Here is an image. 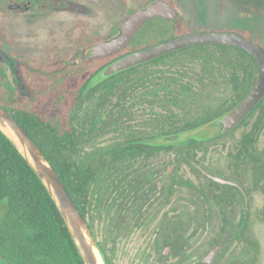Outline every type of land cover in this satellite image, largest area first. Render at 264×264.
Wrapping results in <instances>:
<instances>
[{
	"label": "trees",
	"instance_id": "1",
	"mask_svg": "<svg viewBox=\"0 0 264 264\" xmlns=\"http://www.w3.org/2000/svg\"><path fill=\"white\" fill-rule=\"evenodd\" d=\"M155 30L180 31L181 22L163 19L146 22L132 42L120 54L105 59V63L111 58L116 59L120 55L153 45L149 37L153 36ZM116 32L118 27L111 36ZM156 63L158 69L150 70L149 64H145L112 76L86 95L88 103L97 89L102 90L96 101L106 118L99 127L89 119L84 122L81 120L78 126L71 129L67 128L65 122L61 127L47 128L42 125L39 129L36 126L39 123L32 117L28 116L31 120L17 117L20 127L59 177L93 236V226L96 225L98 229V224L94 223H105L102 231L107 230L106 236L113 235L114 210L120 197V183L124 186L123 201L132 200L133 194L145 195L142 187L148 184L149 177L141 175L135 164L147 161L159 151L173 152L177 156L174 161L177 168L179 165H187L194 172L197 171L193 164L197 151L202 148L205 151L207 148L202 143L166 148L128 144L189 129L219 116L247 93L257 70L253 57L243 50L225 46L183 49L153 62ZM195 65L201 66L204 73H213L215 69L218 73L226 72L224 81L231 95L215 103L214 99L208 97L206 86L202 84V88L198 90L197 84L203 80L188 78V73H192L189 71ZM166 66L168 80L163 82L161 77H157L159 83L155 82L156 75L167 72L163 69ZM85 78L86 75H83L78 84ZM2 82L0 70V107L6 110ZM76 89L77 87L73 88L70 96L64 98L63 105H68L75 98ZM79 94L80 90L77 95L80 99ZM263 105L262 101L256 108L260 111L257 121L264 120L261 109ZM142 107L149 109L147 118L135 128L130 122L135 112H144ZM135 109L138 110L134 111ZM16 115L19 116L20 113L17 111ZM92 132L95 134L91 135ZM108 135H111L110 140L106 146H102L100 139ZM251 143L243 136L234 158L239 161L245 158L249 154L247 146L252 145ZM121 146L125 147L120 149ZM254 167L258 168L257 165ZM135 187L139 188L134 192ZM181 187L193 188L190 182L183 180ZM186 200H183L186 202L184 210L188 213L193 197L189 196ZM98 247L106 264H111V258L103 244L98 242ZM0 264H83L67 226L48 192L1 132Z\"/></svg>",
	"mask_w": 264,
	"mask_h": 264
},
{
	"label": "flooded vegetation",
	"instance_id": "2",
	"mask_svg": "<svg viewBox=\"0 0 264 264\" xmlns=\"http://www.w3.org/2000/svg\"><path fill=\"white\" fill-rule=\"evenodd\" d=\"M155 1L149 0L148 5L139 8H146ZM160 1L175 8L173 0ZM215 1L217 2L215 6L217 11H211L212 13L231 18L237 23L238 27L246 26L247 22H254V28L259 29L260 32L264 31V0ZM202 4H204L203 0H200L197 5L202 6ZM29 6L30 3H26L22 7L19 4H13L8 9L17 14H23L34 10ZM175 9L177 10V8ZM38 11L43 12L42 9ZM134 11H131V13ZM45 12L56 13L58 11L46 9ZM175 20H180L183 27L186 25L179 11L178 18ZM229 26L230 24L218 29H198L177 36L205 31L230 32L240 35L262 48L261 40L252 41ZM74 30L76 35L73 34L71 38L81 37L75 42H71L74 46L69 48V51L32 58L17 55L15 52L17 43L14 42L15 40L11 41L6 31L0 27V50L8 56V60H6L0 55V70L3 78L2 91L5 95L4 105L6 111L16 122L17 117L31 120V118H28L29 116L39 123V125H36L39 129L42 125L47 128L61 127L64 122L67 128L71 129L78 126L81 120L84 122L89 119L90 122H96V127L105 122V113L103 109L98 107L96 101L102 90L97 89L88 103L86 99H82L80 94V99L77 95L90 76L106 65L105 59L112 57L90 59L91 48L97 43L114 37L118 32L109 38L95 41L90 45L88 35L84 34V31L78 30L76 27ZM202 46L214 47L219 45ZM78 47L84 49L83 56L79 57L80 52H76L75 57H73L71 53ZM114 59L111 58L109 62ZM153 62L148 63L149 69H158V64H153ZM163 69L167 71L168 67H163ZM226 74L223 72L217 75L212 73L210 75L214 79L211 78L206 83L211 87L219 88L220 85L222 89L223 87L228 88L224 81V75ZM83 75H86V78L79 85L78 83ZM168 76L167 72L158 74L154 80L159 83L157 77H161L164 82L168 80ZM197 85L199 90L202 84L200 83L199 86L198 83ZM76 87L75 98L73 97L68 105H63L64 98L69 97L72 89ZM261 109L264 113V105L261 106ZM255 110L247 117V120L245 119L231 133L208 144L202 142V144L207 145V148L205 151L202 148L195 155L193 164L197 171L193 172L187 165H179L177 168V163H174L177 156L172 152L173 154H170L168 160L164 164L162 163L160 171L151 172L147 170L142 172L139 170L141 175L146 174L149 177L148 184L142 187V190H145V195L142 193L133 194L132 200L129 202L123 201L122 190L124 186L123 183L119 184L120 197L114 210L115 227L113 235L106 236L107 230L102 231L105 223H94L98 224L97 230L93 226L94 239L96 236H105L104 240H97V244L98 242L103 244L107 255H111V257L109 256L111 264H113L112 256L115 253L117 240L122 236H130L133 231L148 228L160 211L174 198L178 200L179 210L175 219L172 220L174 223L172 221L169 223L176 224L174 228L178 225L179 229L173 235L153 234L161 239L163 248L162 252L156 256L153 264H264V236H255L253 233V226L256 223L264 222V144L261 148L259 146L261 139L264 137V120H256L260 111ZM17 111L20 113L19 116L16 115ZM100 113L102 114L97 116ZM87 126L89 127V125ZM238 130L239 135L234 137L233 135ZM94 134L95 132H92L91 135ZM243 136L246 141H252V145L247 146L249 154H246V157L239 161L234 158V155L239 148V142L243 140ZM102 138L104 139V137ZM223 140L228 142L229 152L226 155L229 157L228 165L230 167L220 169L219 171L222 174H213L203 167H199L198 155L206 152L211 145ZM161 152L164 151L155 153L147 161H153L156 159L157 154ZM255 165L258 168H255ZM186 167L193 176L202 178L205 184L197 186L190 180L185 179L183 169ZM181 180L190 182L193 188L181 187ZM138 188L135 187L134 192ZM181 191L187 193L185 197L181 196ZM189 196H192L193 200L191 204L189 203L188 213H185L186 202L183 200H188ZM143 198L145 200H142ZM191 224H194V229L189 233ZM108 246H110L109 249ZM156 248L155 245L154 250ZM213 250L215 252L211 254ZM169 253L174 257V261L166 263L164 259ZM143 258L144 256L141 257V260ZM149 260L152 262L151 258L148 257L145 264H149Z\"/></svg>",
	"mask_w": 264,
	"mask_h": 264
},
{
	"label": "rangeland",
	"instance_id": "3",
	"mask_svg": "<svg viewBox=\"0 0 264 264\" xmlns=\"http://www.w3.org/2000/svg\"><path fill=\"white\" fill-rule=\"evenodd\" d=\"M172 2L180 12L186 25L181 26V30L176 32L155 30L153 36L149 37L154 44L162 43L188 31L218 29L230 24L229 27L237 30L246 38L252 41L261 40L260 44L264 49V31L260 32L259 29L254 28V22H247L246 26L238 27L237 23L231 18L212 13L211 11H217L215 0H203L204 4L202 6L197 5L200 0H173ZM26 3H30L29 7L34 10L17 14L8 9L10 5L19 4L22 7ZM148 4L149 0H0V27L6 31L11 41L15 40L14 42L17 43L15 49L17 55L36 58L69 51V48L74 46L71 42H75L81 37L71 38L73 34L76 35L75 27L88 35L89 39H87L90 40V45L95 41L106 39L114 33V29L122 24L131 11ZM41 9L43 12L38 11ZM46 9L57 10L58 12H45ZM168 27L170 28V25ZM83 51V48L78 47L74 49V53L72 52L71 55L75 57V53L80 52L79 57H82ZM189 72L192 73H188V78H201L203 80L201 84L207 87L208 97L214 99L215 103L219 99L223 100L231 95L228 88L223 87L222 89L219 85V88L214 89L211 85H208L206 82L214 78L210 75L212 73H204L201 66H192ZM167 73L169 75L168 70ZM213 73L218 74L216 69ZM223 73L226 74L224 71ZM200 88L202 87L200 86ZM142 108L144 112H135L130 122V125L135 128L137 125L144 123L141 121L147 118L149 109ZM238 135L239 130L233 136L237 137ZM110 138L111 135H108L104 139H100L99 143L106 146ZM227 144V140L220 141L211 145L206 152L199 154L197 157L200 161L199 167H203L213 174H222L219 171L220 169L230 167L228 165L229 157L226 155L229 152ZM263 144L264 137L260 141V148ZM170 154L173 153L161 152L151 162L139 161L135 168L142 172L147 170L151 172L160 171ZM183 176L197 186L205 184L202 178L193 176L187 167L183 169ZM186 194L181 191V196L185 197ZM178 210L177 198L171 199L170 203L160 211L148 228L133 231L130 236H122L118 239L115 253L112 256L113 264H145L148 257L152 261L149 260V264H153L156 256L163 249L161 239L153 234H176L179 229L178 225L174 228L176 224H170L169 222L175 219ZM94 227L97 230L96 225ZM253 227L255 236H264V222L256 223ZM189 229L188 232L190 233L194 229V224H191ZM104 239L105 236L95 237L96 242ZM155 245L157 248L154 250ZM109 248L110 246H108ZM109 256L111 257L110 254ZM143 256L144 258L141 260ZM164 261L171 263L174 261V257L169 253L165 256Z\"/></svg>",
	"mask_w": 264,
	"mask_h": 264
},
{
	"label": "water",
	"instance_id": "4",
	"mask_svg": "<svg viewBox=\"0 0 264 264\" xmlns=\"http://www.w3.org/2000/svg\"><path fill=\"white\" fill-rule=\"evenodd\" d=\"M155 18H163L166 21L175 20L178 18V11L160 0H156L146 8L135 10L122 22L119 32L114 37L97 43L91 48L89 58L117 55L132 42L146 22ZM202 45L233 47L253 57L257 63V71L250 89L230 109L209 121L179 132L158 135L128 145L166 148L213 141L234 131L264 99V49L235 33L212 31L191 33L124 54L91 75L80 89V95L85 100L89 92L112 76L183 49ZM0 55L8 60V56L1 50ZM0 132L14 146L48 192L67 226L83 264H106L105 257L85 220L49 162L20 125L1 107ZM124 147L121 146L120 149ZM214 252L215 250L211 254Z\"/></svg>",
	"mask_w": 264,
	"mask_h": 264
}]
</instances>
